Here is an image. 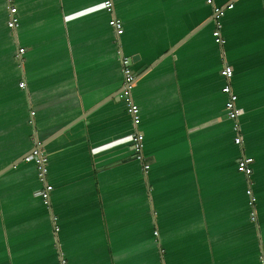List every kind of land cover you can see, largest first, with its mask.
<instances>
[{
	"label": "crops",
	"instance_id": "crops-1",
	"mask_svg": "<svg viewBox=\"0 0 264 264\" xmlns=\"http://www.w3.org/2000/svg\"><path fill=\"white\" fill-rule=\"evenodd\" d=\"M211 1L231 4L221 45L206 0H112L121 53L133 58L137 161L103 0H12L14 34L0 0V264H59L58 251L65 264H260L264 0ZM223 64L240 146L223 108ZM35 145L47 155L48 204L21 159ZM241 155L252 158V205Z\"/></svg>",
	"mask_w": 264,
	"mask_h": 264
},
{
	"label": "built area",
	"instance_id": "built-area-1",
	"mask_svg": "<svg viewBox=\"0 0 264 264\" xmlns=\"http://www.w3.org/2000/svg\"><path fill=\"white\" fill-rule=\"evenodd\" d=\"M6 1V8H7V19L5 24L7 28L10 30L12 34L16 27L18 26V17L16 14V8L12 4V0H5ZM207 3L212 5L211 0H206ZM105 11L110 14L109 24L112 30V38L117 43V57L118 61L121 65V73H122V85L121 89L118 92V98L124 105V110L126 114L129 116L130 119V146L131 152L133 154V159L137 161H142V132L137 128L139 123V114L137 105L132 101L131 98V87L134 82V75L131 71L130 67L127 65V56L122 55L120 46H119V33L121 32V25L120 20L114 15L113 13V3L112 0H103L102 2ZM227 8H231V4H226L223 7H217L212 5V12H213V23L214 27L211 30V36L213 38L214 43L221 45L223 43V38L220 34V22L219 18L223 15L224 10ZM23 48L19 47L16 51V56L18 58V63L20 64V55L23 53ZM219 75L223 79V85L220 87V91L226 95V100L224 102L223 108L225 112V116L231 121L232 130L234 133L233 136V143L235 145L240 146L241 144V137H240V127L238 118L240 116V109L236 106V95L231 90L229 80L232 75V69L229 65L223 64L219 69ZM24 82L20 81L18 83V87L23 88ZM32 112L30 111V115ZM22 160L25 162H32L34 164L36 170V177L37 180L42 184L41 188L38 191V194L44 204H48L49 199V191L51 189V185L46 183L45 174H46V153L37 145L32 146L29 151H27ZM252 162V158L248 156L241 155L236 160V169L242 173L246 177L247 186L245 188V194L248 197V203L252 205L253 196L251 192V180L249 179L251 168L250 164ZM142 168L145 171L148 168V164H142ZM249 218L251 220L254 219V212H250ZM260 264H264V259L260 256L259 258ZM58 262L59 264H65V259L63 258L62 253L58 251ZM158 264H163L160 261Z\"/></svg>",
	"mask_w": 264,
	"mask_h": 264
},
{
	"label": "water",
	"instance_id": "water-1",
	"mask_svg": "<svg viewBox=\"0 0 264 264\" xmlns=\"http://www.w3.org/2000/svg\"><path fill=\"white\" fill-rule=\"evenodd\" d=\"M133 58L132 57H128V59H127V65L129 66L130 64H131V62L133 61L132 60ZM146 68V65L145 66H142L141 68H140V71H142V70H144ZM116 97L118 98V93H116ZM238 107V106H237ZM239 109H240V107H238ZM240 111H241V109H240ZM240 115H241V113H240ZM239 118H240V116H239ZM239 118H238V122H239ZM231 122V121H230ZM239 127H240V123H239ZM40 147V146H39ZM41 148V147H40ZM44 151V150H43ZM45 152V151H44ZM47 156V155H46ZM23 157V156H22ZM22 159V158H21Z\"/></svg>",
	"mask_w": 264,
	"mask_h": 264
},
{
	"label": "flooded vegetation",
	"instance_id": "flooded-vegetation-1",
	"mask_svg": "<svg viewBox=\"0 0 264 264\" xmlns=\"http://www.w3.org/2000/svg\"><path fill=\"white\" fill-rule=\"evenodd\" d=\"M130 150H131V146H130Z\"/></svg>",
	"mask_w": 264,
	"mask_h": 264
}]
</instances>
